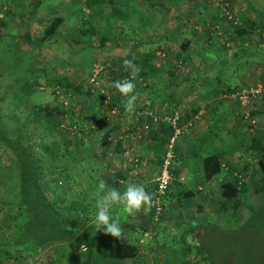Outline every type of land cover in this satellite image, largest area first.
<instances>
[{"label":"rangeland","instance_id":"obj_1","mask_svg":"<svg viewBox=\"0 0 264 264\" xmlns=\"http://www.w3.org/2000/svg\"><path fill=\"white\" fill-rule=\"evenodd\" d=\"M68 1L69 3L60 4L61 8L59 9L55 6L56 9L54 10L48 3L39 13L41 19L38 21L39 25H36L38 28L45 26L54 17L53 15L61 13L65 17L57 27L59 31H62L59 35L63 39L60 40L59 49H56V46L53 45L55 42L54 37L43 42H40V38L35 41L25 39L26 37L21 33L22 29L19 28L22 20L12 17L15 10L11 6L7 7L9 5L8 0H0V133L10 139L18 137L19 143L31 153L40 186L51 201L62 205L69 204L68 202H76L82 206L84 203L87 204L89 211L93 210L94 212L96 199L94 192L98 180L104 179L107 183V180L113 181V176L108 178L109 175L105 174L107 171L102 168L100 153L96 152L94 148L92 149L94 146L93 132L82 133L84 134L82 135L83 140H79V138L74 137L76 132L73 131L72 124H80V128L84 130L83 132H86L87 128L85 126L87 125L84 119L88 117L89 113L99 114L94 109L95 107L90 106V104L96 105L97 103L98 106L97 101L99 99L100 102V96H105L106 90L110 91L108 80L111 77L113 78L110 68H113V72L116 73L125 58L135 59L137 62L140 59L138 58L139 54L136 53L138 45L136 46L132 39L121 41V46H123L121 51H119L120 42L116 44L119 48L100 50V46L97 44L98 39L96 40V38L105 36L103 32L104 23L100 18L105 16V14L107 15V7L103 15H99V12H103V10L92 15L91 12L87 14L85 6H81V4L79 5L72 0ZM156 1L159 2V0ZM166 1H170L168 5L175 11L170 19L172 27L175 25V29L173 28L175 32L172 39L167 41L171 50L168 60H166L165 52L163 56L159 53L160 61L157 58L159 62L168 63L171 67H176L177 64L180 65L179 75L181 73L184 75L181 70L187 69L189 64L194 67L195 65L198 66L202 59L203 63H206L204 52L197 50H202L205 46H207V51L215 50L214 43L219 39L217 35H220L221 31L227 33L226 30L230 29V27H228L229 23L227 21H213L212 27H214L215 36L211 33L209 38L212 40L205 43V40H203L205 33H201V31L207 30L210 26L203 27L200 25L196 27L197 22L194 21L198 19L196 14L200 5H196L200 3L198 2L199 0H182L181 3H171V0ZM259 3H262V0H259ZM18 9L20 10V8ZM205 9L209 14L214 13L213 16L223 14V16H226V20L227 14H230L234 18L236 17L237 21L241 15L251 12L250 9L245 8V4L241 0H214V3L209 4ZM225 11H227V14L224 13ZM187 13L192 14V16L187 15ZM253 13V19L264 18L260 17L258 12ZM186 15L187 19H184ZM82 19L92 21L95 28L94 33H92L93 38L86 43L88 48L84 51L88 53V51L93 52L95 50L99 52L100 50V54L91 55L90 59L87 55L84 59L80 56L79 58H82L80 60H83L84 65H74L69 62V59L64 58L62 60H65L64 63L62 61L53 63L47 59H39L42 57L40 56L42 53L46 56L47 52L58 51L63 54L64 52L71 53L70 59L76 61V55L69 49H73L78 55L82 53L83 46L79 40L73 38L79 33V29L85 27ZM159 26L161 27V29H158L160 35V33H164V29L162 25ZM12 29H15L13 30L14 33H12ZM183 35L189 36L191 47H193L190 49L193 50L190 53L188 50L185 54L183 53L185 48H187L181 47ZM229 36L231 38L226 43H223L222 48L229 51L232 54L231 57L227 58L225 55L216 54L215 58L219 60L218 65L216 63L213 64L215 66L210 67L212 71L208 74L215 76L219 82L222 81L228 87L227 96L230 94L228 99L232 101L229 106L231 113L229 112L227 116L228 122L223 121L224 126L226 124L229 129L228 123L231 125L236 121V126L238 127L236 130L238 131L237 136L231 137L233 139L232 144L236 145L233 146V152L231 151L230 154L233 161L228 154H221L222 158L219 160L221 170L217 173V181H223V177H225V181L237 179L241 193L238 196V200H236L238 205L235 207L227 205L226 208L222 209L219 206L222 199L218 189L219 183L216 181L215 185L209 190L212 197L207 200L210 203V206L208 205L207 207H211V210H208L207 214L199 213L195 218H203L207 223L211 224L224 223L229 228H233L247 213H251L264 200V141L262 138L259 140L254 138L259 143L258 150L250 146V139L254 137L253 130L259 127L264 132V93L255 92L256 90L260 91L259 89L264 87V71L246 69L250 62L259 63L262 62V59L264 61V51L257 50L264 49V36H262L263 39H260L255 34L252 37L248 36L249 38L247 39L252 40L253 47L249 46V43L247 45V40H242L245 39L244 37L236 38L232 32H229ZM162 40L160 45L166 47L164 39ZM115 42L117 43V40ZM193 52L195 54H192ZM16 53L19 56H16ZM153 57L155 56H152L148 63L155 60ZM210 59L213 60V55H210ZM33 63L43 65V68L40 66L35 68ZM46 64L49 66L47 67ZM93 64L104 67L101 75L99 74L100 89L97 95H90L85 90L86 84L88 87V77ZM29 66L32 67V71L28 70ZM43 70L47 71L43 72ZM244 72V80L239 81L241 76H244ZM212 76H210L211 84L208 89L211 90L215 87L213 90L215 91L219 85L213 84ZM143 79L150 80L151 77L149 75L148 77H143ZM177 79H179V76ZM65 82L70 83L72 86L66 87ZM74 86L79 87L80 91H72ZM101 103L105 104L104 101H101ZM226 103V101L222 102L220 110L224 111L227 106ZM46 106L57 107L64 113L59 118V126L55 129L53 125L56 119H52L51 116L47 117L44 109ZM229 130L232 132V128ZM98 139L101 140L100 138ZM64 150L66 155L63 162L67 160L69 165H63L62 161L56 158L57 153ZM16 161L11 149L0 140L1 253H4V248H7L3 247L5 246L4 240L11 241L26 218V212L23 207L8 203V201H15L17 198ZM55 164L58 168H56ZM169 171L173 184L177 185L174 169L170 168ZM152 183L153 181L147 187L148 190L152 188ZM83 196L85 199H81ZM1 201H5V203L2 204ZM80 201L81 203H79ZM113 213H116L115 208ZM160 219L156 223H152L149 218H146V223H141L138 226L149 230L150 239L143 237L142 233L134 228L133 241L142 252L137 257L123 261L122 264H164L165 261L160 262L159 254L164 252L162 250L165 248V251L168 250L169 255L178 256L179 264H206L195 247L192 244H188V240L183 241L185 238L184 232L194 225L192 224L194 221H189L191 218L187 222L172 226L170 229L161 224ZM121 222L130 221L121 220ZM139 238L141 241L136 242ZM114 239L117 238L114 237ZM239 241L242 243L245 240L239 239ZM61 242L55 241L36 246L33 245V242L27 241L23 245L16 246V248L14 244L10 243L9 246L14 251V254L12 253L8 258L0 256V264H35L44 253ZM67 243L65 242L63 250L54 253L55 264H68L70 261L81 258L80 253L83 248L76 244L74 246V242H72V245ZM180 261H183V263H180Z\"/></svg>","mask_w":264,"mask_h":264},{"label":"crops","instance_id":"obj_2","mask_svg":"<svg viewBox=\"0 0 264 264\" xmlns=\"http://www.w3.org/2000/svg\"><path fill=\"white\" fill-rule=\"evenodd\" d=\"M159 1L162 10L159 11L157 8H153L148 12L149 19L146 22L145 29L142 31L134 29L136 22L133 21V18L128 22V17L125 16V18H123L121 13L122 11L125 12L128 10L126 8L133 3H135L138 8H142L139 10L146 9L144 5H141V0H128L127 3H129L127 7H125L126 0H96L94 2L95 4L100 3V8L103 10V12H99V15H103L104 12H106L104 11L105 8H108L107 15L105 14L104 18H100L104 23L103 32L105 34V44L100 46V50H108L114 47L119 48L120 46L119 51H121L123 48V46H121V41L132 39L133 43L136 46L138 45L136 47V53L139 54L138 58L140 60L137 63H139L140 72H143V65L140 61L145 58V55H150L151 57L155 56L153 57L155 60H152L150 63L146 62L147 68L149 67V70H147L149 71L148 74L145 75L143 73L141 76H137L133 81L136 85L135 92L139 94V97L136 102L135 114L131 119H129L125 113L124 105L126 97L121 96L114 88L110 91H105L106 94L103 101L108 107L106 111L108 115L102 116L103 119L100 125L96 124L97 128H99V126L101 127L100 130L97 129L96 132V137L101 140L98 139L92 149L94 148L96 152L98 151L100 153L102 168L107 171L105 174L109 175L108 178L113 176V181L107 180L108 186L111 185V187L123 191L127 183H143L146 186V190L150 192L151 189L148 190L147 187H149L150 183L158 174L164 153L168 148L169 138L173 135L168 119L172 116L177 118L176 125L180 128V132L173 138V143L171 145L173 155L170 158L171 161L169 164V169H174L173 172L176 173L177 178L175 181L177 185L173 184L171 178L168 191L163 201V214L160 217V223L170 229L172 226L187 222L189 218H191L189 221H194L195 223V217L199 213L207 214L208 210H211V207H207L208 205L210 206L207 200L212 197L209 190L215 185L218 174L206 180L204 177L202 160L206 156L212 154L217 155L218 159L221 160V154L226 153L233 161L230 154L231 151L233 152V146L236 145L232 144L233 139L231 137L234 135L237 136L238 131L236 130L238 127L236 126V121L231 125L228 123L229 129L232 128V132L226 127V124L224 126L223 121L228 122L227 116L229 112L231 113V111H229V106L232 101L228 99L230 94L227 96L228 87L222 81L219 82L215 76L208 74L212 71L210 67L215 66L213 64L216 63L218 65L219 60L215 58L216 54L225 55L227 58L231 57L232 54L222 48L223 43H226L230 39L229 34L221 31L222 34L220 32V35H217L219 39L216 42L214 40L215 50L207 51V46L202 48V50H197L204 52L203 55L206 57V63H203L202 59L198 66L195 65L194 67L189 64L187 69L181 70L184 72V75L182 73L179 75L180 65L177 64L176 67H171L168 63L162 65L159 62L161 58L159 57V53L163 56L165 52L167 57L166 60H168L171 50L168 47L167 41L168 39H172L175 32V25L172 27V21L170 20L175 11L168 5L170 1ZM181 1L182 0H171V3H181ZM241 1L244 2L245 8L251 10L249 14L246 12L243 16L241 15V18L253 19V12L260 13L259 11L264 10L263 0L262 3H259V0ZM8 2L9 5H7V7L9 8L11 6L12 9L15 10V15L12 14V17L22 20L19 26V28L22 29V35L27 36V40L31 39V41L39 40L42 35L44 26L38 28L36 25H39L38 21L41 19L39 13L47 4L49 3V6L54 10L56 9L55 6L59 9L61 8L60 4L69 3L68 0H8ZM154 2L158 3V1L155 0ZM198 4L199 3H197L196 6H198ZM208 6L207 4V7ZM18 8H20V10ZM113 8L120 10H117L114 16L111 17L109 15ZM131 13L129 14L130 16ZM213 14L214 13H207L204 7L198 6V13L196 14L198 19L194 20L197 22L195 26L199 27L202 25L203 27H207L210 25L209 21H211ZM187 15L192 16V14L188 13ZM187 15L184 16V19H187ZM53 16H59L62 20L65 18L61 13ZM159 25H162L164 29V33H160V35L158 29H161V27ZM13 30L15 29H12V33H14ZM205 31L206 30H202L201 33ZM61 33L62 31H59L57 28L54 36H52L54 37L53 39H55L53 45L56 46V49H59L58 46L61 45L60 40L63 39V37L59 35ZM211 33L215 36V32ZM250 36L252 37V35ZM73 38L81 39L77 34L73 36ZM182 38L189 39V36L183 35ZM244 38L243 40H247V45L251 43L253 47L252 40H248L247 38L249 37ZM162 39H164L166 47L160 45ZM115 40H117V43ZM203 40L206 39L203 38ZM209 40L211 41L212 39L209 38L207 41ZM119 42L120 45L116 46ZM182 48H185L183 51L184 54L187 50L189 53L193 51L190 50L193 48L191 47L190 39L188 44ZM100 50L99 52L94 50V53L91 51H88V53L83 51L78 55L73 49H69V51L76 55V61L70 59L71 53L64 52L63 54L58 51L47 52L46 56L42 53L40 55L42 57L39 59H47L53 63H60L64 58L69 59V62H72L74 65H84L83 60L80 59L86 58V55L87 57L89 56L90 59L91 55L100 54ZM257 50L264 51V49ZM192 54H195V52ZM210 55H213V60L210 59ZM80 56L82 58H79ZM36 58L38 57L36 56ZM64 61H62V63H64ZM33 64L35 68L39 66L43 68V65ZM46 66L48 67L49 65L46 64ZM246 67V69L253 71L256 69L264 71V61L262 59V62L259 63L250 62ZM149 75L151 77L150 80L143 79V77H148ZM178 76L179 79H177ZM210 76L213 77V84L219 85L218 88L216 87L215 91H213L215 87L211 90L208 89V86L211 84ZM244 77L245 72L244 76H241L239 81H243ZM171 78H173V80H171ZM223 101L227 102L224 111L220 110ZM87 118L91 120L89 117ZM153 118L155 120H153ZM145 120H149L153 125L148 132L141 130V123ZM92 121L94 120L92 119ZM90 126L92 128L95 125ZM253 133L254 138L258 140L262 138L264 141V132L261 131L259 127L254 129ZM224 178L225 177H223V181H217L219 183V194L221 183L226 180H224ZM218 197L220 198L219 195ZM148 215L149 212L145 214L143 211L135 216L121 214L120 222L121 220H129L130 222H121L123 235L120 240L124 242H134V230L139 228L138 226L141 225V223H146L145 220L149 218ZM165 250L166 248L162 250L164 252L159 254L161 258L160 262L165 261L164 264H179L178 256L169 255L168 250ZM127 259L130 258H125L122 262ZM180 263H183V261H180Z\"/></svg>","mask_w":264,"mask_h":264},{"label":"trees","instance_id":"obj_3","mask_svg":"<svg viewBox=\"0 0 264 264\" xmlns=\"http://www.w3.org/2000/svg\"><path fill=\"white\" fill-rule=\"evenodd\" d=\"M72 1L75 3L77 2L79 5L81 4V6H85L87 8V14L91 12L93 15L101 10L100 3H94L96 0ZM127 1L128 0H126L125 7H127L129 3H127ZM141 1V5H144L146 9L139 10L142 8H138V6L133 3L134 5L131 4L126 8L128 10L121 12L123 18H125V16L128 17V22L133 18V21L136 22L134 29H138L140 31L144 30L146 27V22L149 19L148 12L150 10L153 8H157L159 11L162 10L160 5L161 3H159L160 1L158 3H155L154 0ZM199 2L200 3L198 5L205 8L207 7V4H213L214 0H199ZM117 8H113L109 16L113 17L115 12L120 10ZM259 12L260 17H264V10ZM130 13L131 16L129 15ZM240 18L241 17L238 18L237 23H233L228 18L226 20V16H223V14H216L213 16L211 19L212 22H209L211 23L209 25L210 28L204 32L206 39L205 43L209 39L211 32L214 33V27H212L213 21H227L230 29L226 30V32L228 34L229 32H232L236 38L240 39L242 37H248L255 34L260 37V39H263L262 33L264 31V18L258 20L244 17ZM61 21L62 18L59 16L52 17L42 30L40 42L51 39ZM83 21L85 27L79 29V33H77L81 39L75 38V40H79L83 46L81 52L88 48V44L86 43L91 41V38H93L92 33H94L95 30L92 21L85 19ZM25 37V39H27V36ZM229 38L231 37L229 36ZM97 39V44L99 46L105 44L104 37H98L96 40ZM188 41L189 39H183L181 47L186 46ZM249 46H252V44L250 43ZM16 56H19V54L16 53ZM150 59V55H145V58L140 61L143 65V72H139L138 76H141L143 73L145 75L149 73V71H147L149 70V67L147 68L146 62L148 63ZM132 61L135 66L139 65L135 59H132ZM160 63L163 65V62ZM31 68L32 67L29 66L28 70L32 71L33 69ZM103 68L104 67L102 66L99 72L100 75ZM44 71L47 70H43V72ZM110 73L113 75V78L111 77L110 80H108L110 83L109 90L112 89L111 84L114 81L131 78L130 72L124 69L123 64L116 73L113 72V68H110ZM64 84L66 87L72 86L70 83L65 82ZM85 90L90 95L99 94L97 93L99 92L98 90L90 91L87 84ZM72 91L78 92L80 91V88L74 86L72 87ZM103 98L104 96L101 95L100 102L98 99V106L97 103L96 105L90 104V106L95 107L94 109L97 110L99 114L89 113L88 117L91 120H88L87 117L84 119V122L87 125L85 126L87 128L85 130L86 132H83L84 130L80 128V124H72L73 131L76 132L74 136L75 138L83 140L82 135L93 132L94 145L97 143L98 138L96 137V132L97 129L100 130L101 127L99 126V128H97L96 124L100 125L103 119L102 116L108 115L106 112L108 107L101 103V101L103 102ZM44 109L47 117L51 116L52 119H56L53 125V128L55 129L59 126V118L63 116V111H60L57 107L49 106H46ZM92 119L94 121H92ZM145 123H147L145 131L148 132L153 125L149 120H145L141 123L142 131H144L143 125ZM90 125L95 126L91 128ZM0 140L11 149L17 160V198L15 201H8V203L23 207L26 212V218L21 224L20 230L12 237L11 241L4 240L5 246L3 247L7 248H4V253H1L2 250L0 249V256L8 258L12 255V253L14 254V251L9 246L10 243L14 244V247L16 248V246L18 247L23 245L27 241L33 242V245L36 246H40L44 243L62 241L60 244L51 248V250L44 253L41 259H39L35 264H55L56 259H53V255L55 252H59L65 248V242H68L69 245H72V242H74V246L76 244L83 248L80 253L81 258L75 261H70L68 264H122L123 259L137 257L139 255V248L135 242H124L120 239H114V237L106 235L102 231L95 232L89 220V213L93 212V210L89 211L87 204L83 203L81 206L76 202H68L69 204L62 205L55 201H51L40 186L39 180L36 176V170L32 162L31 153L19 143L18 137L10 139L3 133H0ZM61 143L63 144L62 141ZM75 144L77 145L76 142ZM258 144L259 143L254 139V137L250 139V146L253 149L258 150ZM65 155L66 151L64 150L63 152H58L56 158L58 160L60 159L63 165H69L67 160V163L65 161L63 162ZM55 166L58 168L56 164ZM202 166L206 180L221 170L220 161L218 156L215 154L208 155L203 158ZM168 188L169 185L165 190L162 201H164ZM240 193L241 190L237 183V179L223 182L220 186V196L222 199L219 206H221L222 209L226 208L227 205L235 207L238 205L236 204L238 203L236 200H238ZM83 198L85 199L84 196L81 197V199ZM1 202L2 204L5 203V201ZM79 203H81V201ZM195 219L196 223L193 222L192 224L194 225L184 232L185 238L183 241L185 242L188 240V244H192L195 247L196 251L202 255L206 264H264V200L251 213H247V215H245L233 228H229V226L224 223H207L203 218ZM239 239H244L245 241L241 243Z\"/></svg>","mask_w":264,"mask_h":264},{"label":"clouds","instance_id":"obj_4","mask_svg":"<svg viewBox=\"0 0 264 264\" xmlns=\"http://www.w3.org/2000/svg\"><path fill=\"white\" fill-rule=\"evenodd\" d=\"M123 67L130 72L131 78L116 80L111 84L121 96L126 97L125 113L128 118L135 114L136 102L139 94L135 92L136 85L133 82L141 71L139 66H135L132 60L124 59ZM94 212L90 213V223L95 232L102 231L120 239L123 235L120 215L135 216L143 211L150 212L153 206V194L146 190L143 183H127L121 191L115 187H109L104 180H98L95 187ZM116 213L113 214V209ZM191 239V238H189Z\"/></svg>","mask_w":264,"mask_h":264},{"label":"built area","instance_id":"obj_5","mask_svg":"<svg viewBox=\"0 0 264 264\" xmlns=\"http://www.w3.org/2000/svg\"><path fill=\"white\" fill-rule=\"evenodd\" d=\"M227 14V11L224 12ZM227 18L230 19L233 23H237L236 17H232L230 14H227ZM264 36V31L262 33ZM102 66L93 64L92 65V70L91 73L88 77V86L90 91H97L100 89L99 87V80H98V75L101 70ZM260 91H255V92H261L264 93V87L259 89ZM176 117L172 116L168 119L169 124L171 125V129L173 132V135L169 138V144L168 148L164 153V157L160 166V169L158 171V174L155 176L153 179L152 183V188L150 190V193L153 194V206L150 210V221L152 223H156L161 217V214L163 212V205H162V198L165 194V190L168 187L170 181H171V175L169 171V164H170V158L173 155L172 152V143H173V138L180 132V128L176 125ZM153 120H155L153 118ZM147 128V123L143 125V130L145 131ZM182 179V178H181ZM136 230L140 231L145 238L150 239V232L149 230L145 228H137ZM141 241V239H137V242ZM142 252L141 249L139 248V253Z\"/></svg>","mask_w":264,"mask_h":264}]
</instances>
